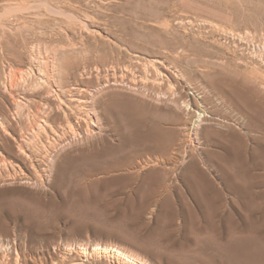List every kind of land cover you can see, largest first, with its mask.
<instances>
[{"label":"rangeland","instance_id":"1","mask_svg":"<svg viewBox=\"0 0 264 264\" xmlns=\"http://www.w3.org/2000/svg\"><path fill=\"white\" fill-rule=\"evenodd\" d=\"M260 51L264 0H0V264H49L63 247L85 264L120 263L91 253L98 243L122 247L141 264H264V165L252 154L257 146L264 152V110H252L241 85L257 73L264 83V66L253 56ZM154 59L162 64L154 67L161 74L153 88L110 87L106 133L65 145L43 180L12 161L13 102L24 103V91L14 88L19 72L28 77L32 66L59 61L140 73ZM128 96L142 102H134L140 116L122 112ZM171 143L172 175L159 181L148 207L150 180L136 194L129 167L138 164L141 179L151 170L163 174ZM190 161L220 193L189 194L190 176L200 190ZM120 166L112 173L119 176L78 185L89 170Z\"/></svg>","mask_w":264,"mask_h":264},{"label":"bare ground","instance_id":"2","mask_svg":"<svg viewBox=\"0 0 264 264\" xmlns=\"http://www.w3.org/2000/svg\"><path fill=\"white\" fill-rule=\"evenodd\" d=\"M80 1L82 0H76V2L78 3H80ZM61 55L65 56L67 55V52H63L61 53ZM253 56L255 61H257L259 64L262 63L264 66L263 52H257L255 53V55L253 54ZM58 62L56 61L52 62L51 64H37L36 66H32L31 68H29L31 75L29 74L28 77H26V73H23L24 71L19 72V78L14 81L15 86L13 85L14 88L19 89H15L17 94H19L21 91H24L22 99L24 100L23 102L26 103V105L23 103L25 107L23 108V105L20 104V100L18 99L17 101L13 102V106L16 111L14 112V118L16 121L18 120L16 124L18 126V131L16 130L14 135L15 139L17 140V147L16 152L13 155L12 161H14L17 166H19L18 162H23L25 167L28 168V171H30V175L36 177V179H42L44 177L47 169L50 168V165L53 162V159L55 158L54 156L58 153L60 149H63L65 145L67 147L68 144L69 147L72 142L75 143L77 140L81 142L80 139H97V137L103 135V132L106 133L108 126H106L107 124H105V117L108 114L107 112H111L108 110L110 108L111 102L109 101L110 98L107 99L106 97H104V95L110 87H125L128 89V91H134V93L135 90L140 91L141 93V90L137 88V85L141 86L142 88L148 87L150 85V88H153L155 82L159 80L161 74V72L157 70L158 67L157 69H154V67L162 64L159 60L154 59L150 63V65L152 64L153 67L147 66L145 69L142 70V72L139 73L136 66L134 68L131 66H125L118 71L116 70V68H109L110 70L107 69L103 71L101 68L96 66L92 67V65L88 63ZM151 73L154 74L151 76ZM254 73L252 74L254 75ZM252 74H250L251 76L248 77H253ZM258 75L259 74L257 73V76ZM256 77L254 76L255 80L253 78L249 80L248 78L245 79L241 85H243L246 90L243 87L241 89L245 90L246 95V92L248 91L251 95L250 97H252L251 99H254V102L252 101L253 104L251 106L252 110L254 112H262L264 110V83L256 79ZM140 83L144 84V86H142V84ZM6 86L9 87L6 84L3 88L6 89ZM10 86L13 87L12 85ZM108 91L111 92L113 90L110 89ZM129 93L130 92H128V94ZM112 97L119 98L117 96H111V98ZM120 97L121 98H119V100H123L125 95H123V98L122 95ZM131 97L133 98V96ZM131 97L129 98L128 96V102L126 101L123 105H121L124 106V108L122 107V110H124L122 112H133L134 114L130 115L132 117H135L136 115L140 116L141 114L139 113V111H137L140 109L138 108L136 110L135 107L138 103L142 104V102L138 100L139 102L136 104L137 100L135 101L133 99L136 104L135 105L134 102L130 101ZM122 100H120V102L123 103ZM198 115L199 120L202 115ZM135 123L136 125H139V119H135ZM6 131L8 132L7 129ZM24 134H28L30 137H27L28 139L25 138L26 140H24ZM113 135L111 137L115 138V136ZM191 139L190 136L187 137V139L180 141L177 144V147L190 143ZM89 141L91 142V140ZM170 141H172V138L170 139ZM167 146L168 147L165 149L164 154L167 157L168 165L167 169L164 171L163 174L158 173L157 170H151L148 172L146 177L141 179L140 177L142 170H140V166H138V164H133L132 161L131 164L133 165L129 167L131 168L130 171L132 172V174H129L128 176H130L131 182L134 184L135 193H143L144 190H146L147 186V195L150 199L146 202V206L148 207L151 206L153 203L157 202L155 197L159 194V189H161L159 181L162 178L165 179V181H169L170 176L172 175V166H170V158L172 157V143L168 144ZM174 149L176 150V147ZM252 154L254 156L256 165H264V152L259 146L254 148ZM240 157L242 159L244 158L242 155H240ZM138 159L136 160L138 161ZM154 161L155 160H152V163H154ZM142 162L144 163V160ZM12 163L10 165H13ZM120 171H123L122 166L112 168H95L89 170L85 176L80 178V180L84 182H82L81 185H78L82 186L84 185V183L87 184L97 182L101 179H105L106 176H108L109 178L119 176L118 174L112 175V173ZM188 171L193 176H196L200 182V190L198 191V188L194 187L191 183V176L189 178H185L189 194L193 195L197 200L199 193L202 191L211 190L220 193L221 190L214 185V182L207 176V174L200 170L196 162H192L190 164ZM145 178H147V180H150L146 186L143 184ZM181 200L184 201L185 208L187 210H190L189 203L187 202L186 197L182 196ZM231 216L232 218H234L233 214ZM70 248L63 247L62 254L60 253L62 255L60 257L61 259H53L54 262L50 260L51 263L49 264H85V260L83 261L80 258L78 259L76 257H72ZM79 248L81 247L78 246V249ZM87 250L88 246L86 245L82 248V252L80 253V255L87 254ZM91 253L99 256L102 253L115 256L116 258L120 259V263L118 264H141L138 258H135L132 254L127 253L122 247H118L116 245H102L98 243L92 246ZM85 256L86 255H84V257ZM13 264L22 263L13 262ZM33 264L47 263L43 262L42 260H37L34 261ZM142 264H144V262Z\"/></svg>","mask_w":264,"mask_h":264}]
</instances>
